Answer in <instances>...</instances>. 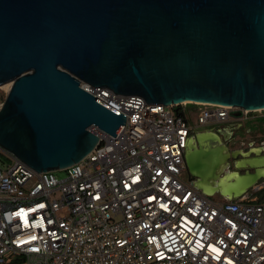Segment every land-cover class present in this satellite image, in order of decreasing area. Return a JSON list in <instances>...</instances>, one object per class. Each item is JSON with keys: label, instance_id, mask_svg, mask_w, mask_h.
<instances>
[{"label": "water", "instance_id": "obj_1", "mask_svg": "<svg viewBox=\"0 0 264 264\" xmlns=\"http://www.w3.org/2000/svg\"><path fill=\"white\" fill-rule=\"evenodd\" d=\"M6 83L0 149L36 172L83 159L99 141L92 127L115 136L125 125L81 84L264 111V0H0ZM239 155L204 128L185 165L202 193L233 199L264 185V147Z\"/></svg>", "mask_w": 264, "mask_h": 264}, {"label": "built area", "instance_id": "obj_2", "mask_svg": "<svg viewBox=\"0 0 264 264\" xmlns=\"http://www.w3.org/2000/svg\"><path fill=\"white\" fill-rule=\"evenodd\" d=\"M81 87L125 125L92 127L96 147L63 178L0 149V264H264V200L205 195L185 165L195 132L252 112Z\"/></svg>", "mask_w": 264, "mask_h": 264}, {"label": "rangeland", "instance_id": "obj_3", "mask_svg": "<svg viewBox=\"0 0 264 264\" xmlns=\"http://www.w3.org/2000/svg\"><path fill=\"white\" fill-rule=\"evenodd\" d=\"M7 91L0 86V104L3 103ZM248 120L244 124L243 129L240 132V140L239 142L234 145L235 147L240 148L244 152L247 151L248 148H255V147H264V123H258L257 120L262 118L264 119V111H255L247 115ZM248 127L251 128V132L247 133ZM209 127L208 129H210ZM242 142V143H241ZM244 143V144H243ZM232 148V145L229 146ZM230 163V162H229ZM229 169H233L232 163H230ZM243 172V170H241ZM55 176L57 178H63L65 173L63 171H55ZM260 189L249 191L251 193V197L260 200L261 198L264 199V185H259ZM220 197L219 194H215V198Z\"/></svg>", "mask_w": 264, "mask_h": 264}, {"label": "flooded vegetation", "instance_id": "obj_4", "mask_svg": "<svg viewBox=\"0 0 264 264\" xmlns=\"http://www.w3.org/2000/svg\"><path fill=\"white\" fill-rule=\"evenodd\" d=\"M243 127H244L243 123L236 122V123H225L221 127L211 128L214 131L218 132V135L220 136L222 142L228 147L229 151L237 154L236 159H239L241 157L239 155V152L243 151L240 148L234 146L240 140V137H241L240 132L243 129ZM201 129H204V128H201ZM251 131H252L251 128L248 127L247 133H250ZM196 133L197 132L194 133V137H195ZM230 145H232V148H229ZM250 148H248L247 151ZM188 150H189V148H188ZM234 161H235V159L232 157L229 160V162L232 163V165H233ZM249 194H251V193H249Z\"/></svg>", "mask_w": 264, "mask_h": 264}, {"label": "bare ground", "instance_id": "obj_5", "mask_svg": "<svg viewBox=\"0 0 264 264\" xmlns=\"http://www.w3.org/2000/svg\"><path fill=\"white\" fill-rule=\"evenodd\" d=\"M10 85H11L10 83H6V84L2 85V88L5 89L6 91H8L10 88ZM181 103H185V102H181ZM252 111H259V109L252 110Z\"/></svg>", "mask_w": 264, "mask_h": 264}, {"label": "trees", "instance_id": "obj_6", "mask_svg": "<svg viewBox=\"0 0 264 264\" xmlns=\"http://www.w3.org/2000/svg\"><path fill=\"white\" fill-rule=\"evenodd\" d=\"M257 122L262 124V123H264V119L260 118V119L257 120ZM260 200H264V199L261 198Z\"/></svg>", "mask_w": 264, "mask_h": 264}]
</instances>
